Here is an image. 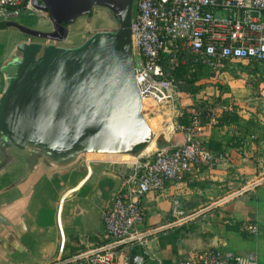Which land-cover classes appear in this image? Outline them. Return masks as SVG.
Instances as JSON below:
<instances>
[{
    "label": "crops",
    "instance_id": "0c3cea01",
    "mask_svg": "<svg viewBox=\"0 0 264 264\" xmlns=\"http://www.w3.org/2000/svg\"><path fill=\"white\" fill-rule=\"evenodd\" d=\"M88 16L67 26L66 44L80 42L90 31ZM48 18L33 8L16 16L0 12V95L8 83V64L19 55L18 44L38 40L18 25L51 30ZM237 62L249 68L219 67L195 82L196 92L182 91L177 101L183 112L199 103L210 111L215 120L201 124L193 136L207 145L221 143V159L195 176L146 193L143 220L137 224L146 231L145 242L119 243L116 264H174L211 246L240 255L253 252L263 264L264 182L245 191L241 187L264 173V62ZM252 75L258 77L257 89L248 79ZM233 107L239 120L216 125L220 112ZM170 126L152 138L153 148L182 142L184 132ZM128 155L77 153L56 162L37 156L29 165L23 153L0 149V264H84L79 254L107 239L100 210L110 205L118 179L137 154ZM174 206L179 214L172 213ZM228 222H238L239 230L227 229ZM249 222L255 231L245 236L241 229Z\"/></svg>",
    "mask_w": 264,
    "mask_h": 264
},
{
    "label": "built area",
    "instance_id": "2783aa9c",
    "mask_svg": "<svg viewBox=\"0 0 264 264\" xmlns=\"http://www.w3.org/2000/svg\"><path fill=\"white\" fill-rule=\"evenodd\" d=\"M31 8V0H0V10L18 11ZM129 23L133 80L141 100L166 105L172 113L179 95L171 70L191 59L213 73L232 61L264 62V0H133ZM264 88V81H263ZM187 115V123L174 121L184 132L182 142L159 146L137 153L129 171L111 203L101 211L107 239L79 254L84 264H116L119 243L142 244L146 231L137 224L143 220V197L148 191H160L168 181L195 176L203 167L214 166L221 154L213 153L202 140L193 136L201 123L194 106L177 117ZM209 120H215L208 110ZM264 182V173L241 190ZM174 204H176L174 202ZM181 211L176 206L173 214ZM244 229L253 233L254 223ZM75 264H78L75 263ZM174 264H259L257 255L225 252L216 246L188 253ZM264 264V262H263Z\"/></svg>",
    "mask_w": 264,
    "mask_h": 264
},
{
    "label": "water",
    "instance_id": "95a60500",
    "mask_svg": "<svg viewBox=\"0 0 264 264\" xmlns=\"http://www.w3.org/2000/svg\"><path fill=\"white\" fill-rule=\"evenodd\" d=\"M132 1L31 0L52 27L18 25L38 40L20 42L19 55L8 64L0 95V149L23 153L30 165L37 156L56 162L87 152L134 155V146L149 142L151 129L133 80L131 17L123 23ZM95 5L110 11L117 25L96 27L80 42L66 44L67 26ZM120 183L119 178L114 195Z\"/></svg>",
    "mask_w": 264,
    "mask_h": 264
},
{
    "label": "trees",
    "instance_id": "16d2710c",
    "mask_svg": "<svg viewBox=\"0 0 264 264\" xmlns=\"http://www.w3.org/2000/svg\"><path fill=\"white\" fill-rule=\"evenodd\" d=\"M131 7L125 9V11L123 12L124 14V18H123V23L125 25L128 24V20L129 18L131 17ZM191 59L188 58L186 59V62L184 64H182L181 66L179 67H175L173 68V70H171V74L173 75L175 81H176V86H177V89H180L181 91L183 92H186V93H193V92H196L199 88V85H195V82L197 80H199L200 77L202 78H206L208 77V73L207 72H204L205 70H203L202 66L199 64V65H192L191 64ZM226 65V64H224ZM225 67V66H224ZM196 110L199 111V115L201 117V120H200V123L203 125V124H206L207 121L209 120V115L207 114L208 111H207V108L203 107L201 103L199 104H195L193 105ZM234 108H232L231 111H228V110H222L220 112V116L219 117H216V122L215 124L216 125H224L225 123H233V122H236L237 120H239V115L236 114L234 112ZM187 115H185V113L182 114V116L178 117V122L180 123H183V124H186L187 123ZM148 142H145V143H142V144H139L137 146H134V154L138 153V151L140 149H143L144 147H146ZM221 143L215 141V140H210L209 143H208V148L213 152V153H221L222 152V148H221ZM225 227L227 229H234V230H239V224L238 222H235V223H226L225 224ZM241 233L243 235H248L250 234L251 232H249L248 230L246 229H241Z\"/></svg>",
    "mask_w": 264,
    "mask_h": 264
},
{
    "label": "rangeland",
    "instance_id": "374dc122",
    "mask_svg": "<svg viewBox=\"0 0 264 264\" xmlns=\"http://www.w3.org/2000/svg\"><path fill=\"white\" fill-rule=\"evenodd\" d=\"M95 8H92L91 12L88 14L89 18L88 21L86 20V23L88 24L90 31H93V29L95 30L96 27H100V28H109L112 27L113 25H111V22H106L105 20H107V18H109L108 11L106 9H104V7L99 8L98 6H93ZM102 20H104L105 22H101ZM99 21V22H96ZM94 27V28H93ZM255 67V66H254ZM226 68L231 69V71H242V70H246L249 68L248 65H245L243 63L237 62V61H232V62H228V64H226ZM256 69V67H255ZM204 72H207L206 70ZM208 73V72H207ZM230 76L232 78H236L238 75L237 74H231ZM253 78L254 83H253V88H256V82H257V78L255 75H252V77L250 76L248 79ZM225 91L229 93V88L225 87L224 88ZM176 110H178V104H175V110L172 113L170 107L166 106V105H154L151 104L150 110H148V112H143V116H145L146 119H150L153 122L152 128L151 129V136L150 139H154L156 134L160 133L163 129V131H166L165 129H171L170 125H174V120H176L177 115H176ZM153 119H151V118ZM169 125V126H168ZM168 126V127H167ZM167 133V131L165 132ZM155 140V139H154ZM161 144V142L159 143ZM155 146V145H154ZM153 146V147H154ZM152 147V149H153ZM144 149V148H143ZM142 149H140L138 152H140ZM128 159V158H125Z\"/></svg>",
    "mask_w": 264,
    "mask_h": 264
},
{
    "label": "bare ground",
    "instance_id": "6f19581e",
    "mask_svg": "<svg viewBox=\"0 0 264 264\" xmlns=\"http://www.w3.org/2000/svg\"><path fill=\"white\" fill-rule=\"evenodd\" d=\"M141 105H142V112H145V111H147L148 110V108H150L151 107V101L148 99V100H146V99H143V100H141ZM147 123H148V125L152 128V123H151V121L150 120H148L147 119ZM164 130V129H163ZM155 145V141H153V139H149V142L147 143V145H146V147H144V151H148L150 148L152 149V147ZM104 153H100V152H98V153H93V152H87V155L89 156V157H98V156H102ZM124 155H127V156H125V158H129V155L128 154H126V152H124ZM132 159V158H131Z\"/></svg>",
    "mask_w": 264,
    "mask_h": 264
},
{
    "label": "flooded vegetation",
    "instance_id": "af4514ba",
    "mask_svg": "<svg viewBox=\"0 0 264 264\" xmlns=\"http://www.w3.org/2000/svg\"><path fill=\"white\" fill-rule=\"evenodd\" d=\"M108 14H110V16H109V18H107V22L108 21L111 22V25H113V26L117 25V23H116V17H114L113 14H111L110 11H108Z\"/></svg>",
    "mask_w": 264,
    "mask_h": 264
}]
</instances>
